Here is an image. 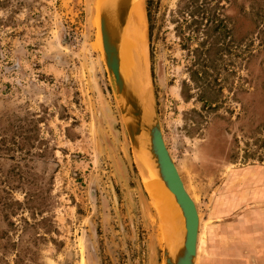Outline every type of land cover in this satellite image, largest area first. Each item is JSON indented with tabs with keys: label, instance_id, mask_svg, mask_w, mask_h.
Wrapping results in <instances>:
<instances>
[{
	"label": "rangeland",
	"instance_id": "obj_1",
	"mask_svg": "<svg viewBox=\"0 0 264 264\" xmlns=\"http://www.w3.org/2000/svg\"><path fill=\"white\" fill-rule=\"evenodd\" d=\"M187 1L140 0L139 13L146 21L148 2L152 98L197 211L195 264H264V0L196 1L229 32L205 69L208 98L189 79L188 52L213 45L204 28H184ZM96 3L0 0V244L15 245L0 264L15 251L26 264L29 254L38 264H162L161 201L95 44Z\"/></svg>",
	"mask_w": 264,
	"mask_h": 264
},
{
	"label": "water",
	"instance_id": "obj_2",
	"mask_svg": "<svg viewBox=\"0 0 264 264\" xmlns=\"http://www.w3.org/2000/svg\"><path fill=\"white\" fill-rule=\"evenodd\" d=\"M130 1L131 0H117L114 3V18L112 5L105 4L101 7L98 14V28L101 47V50L99 51L104 67L111 81L115 101L120 97L123 98V103L119 104L117 109L120 118L123 120L124 125H122L126 132L131 151L136 146V139L141 136L144 142V150L154 161L158 177L173 195L183 218L184 234L174 255H169L166 248L162 244V264H194L198 231V215L193 201L184 190L181 179L162 139L155 104L152 98L149 60L148 71L151 90V106L150 114L146 122L141 121L140 107L136 99L128 91H126L119 73V58L116 48L118 42V31L123 26ZM113 21L115 22V25H112Z\"/></svg>",
	"mask_w": 264,
	"mask_h": 264
},
{
	"label": "bare ground",
	"instance_id": "obj_3",
	"mask_svg": "<svg viewBox=\"0 0 264 264\" xmlns=\"http://www.w3.org/2000/svg\"><path fill=\"white\" fill-rule=\"evenodd\" d=\"M116 1L117 0H97L95 6L96 18H94L96 20V22H94L97 23V27L98 14L101 7L105 4L112 5L114 18V3ZM140 3V0L130 1L124 18L123 26L118 31V42L116 48L119 58V73L123 80L125 89L136 99L141 110V121L146 122L150 114L151 99L149 90L150 80H148L147 77L148 53L146 21L142 19V16L139 13ZM112 25H115L114 21ZM95 44L101 50L99 33ZM122 103L123 98H118L117 104L119 105ZM140 137L136 139V146L132 152L134 154L133 157L135 158V161L143 175V178H145L144 181L146 182V185L150 187L149 189H151V191L154 193V198L157 196L158 198L156 199H159L157 201H161V204H159V206L156 205L157 209L161 208V211H163L160 212L157 216L159 220L158 223H160L159 227L161 228L160 236L162 244L166 248L168 254L172 256L174 255L176 248L179 246L184 234L183 218L181 216L179 207L173 198V195L169 192L161 179L158 177L154 161L144 150V142L142 140L143 138ZM197 245L198 231L196 238L194 264L197 257Z\"/></svg>",
	"mask_w": 264,
	"mask_h": 264
},
{
	"label": "trees",
	"instance_id": "obj_4",
	"mask_svg": "<svg viewBox=\"0 0 264 264\" xmlns=\"http://www.w3.org/2000/svg\"><path fill=\"white\" fill-rule=\"evenodd\" d=\"M197 0H190L187 1L182 7L183 11H186L185 13L188 14L190 21L188 23H185L184 28H186L187 31L191 29L193 32H198L199 28L202 27L204 28V37H209L210 38V43L213 45V47H207L204 48V43H206V40L202 41L201 44L199 45V49L195 48L188 52L187 47L186 51L190 54L193 55L192 61H191V66L193 68L190 69L189 72V79H191L192 82L195 84L197 82H201V91L199 95L202 97L204 96L205 98H208V95L206 92H211V89L209 85L206 83V68L211 67L214 68V63H216L218 60L222 58V52L225 49H222V47H216L217 44L222 43L226 38L229 37V32H227L223 21H221L219 18H217L214 14L211 13V9H206L201 5H198ZM214 9V8H213ZM210 13V15H208ZM205 14L206 17L204 16ZM198 15L199 18L197 17ZM145 16H146V23H147V41L148 45L150 44L151 38H152V30H153V24H152V19H151V13H150V8H149V3L146 2L145 4ZM202 21L205 23L202 24ZM180 28L177 30V37L183 38V33H180ZM206 39V38H205ZM149 59H151V51L149 49ZM150 75L152 78V72L150 70ZM184 86V84H183ZM188 96L183 97L185 101L188 100ZM213 100V99H212ZM211 102V101H209ZM30 202L33 200L31 197H27L25 199L24 204H21L17 201H11L10 204H2V207H10L9 205L18 208L23 205H27L26 202ZM30 210L41 212L43 207L41 208V205L39 203H36L35 206H31ZM29 209V208H26ZM14 212V211H13ZM10 226H12L11 223H9ZM5 236L4 231H0V239ZM15 250V245L11 243L7 238H4V241L2 244H0V255H4L5 253H8V251H13ZM26 257V260L29 262L28 264H38L35 263L34 261V255L29 254V255H24ZM14 261L13 264H26L22 262V257H20V253L18 254L17 251L14 253ZM2 260V259H1Z\"/></svg>",
	"mask_w": 264,
	"mask_h": 264
}]
</instances>
